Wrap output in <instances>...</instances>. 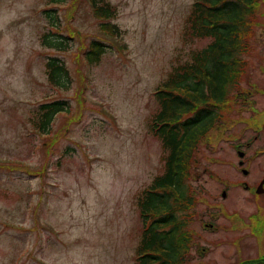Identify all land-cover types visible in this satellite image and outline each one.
<instances>
[{
	"label": "rangeland",
	"instance_id": "1",
	"mask_svg": "<svg viewBox=\"0 0 264 264\" xmlns=\"http://www.w3.org/2000/svg\"><path fill=\"white\" fill-rule=\"evenodd\" d=\"M45 1L0 0V264H135L142 228L137 197L163 169L161 141L150 131L158 107L153 93L176 63L209 39L183 35L194 0H104L116 8L114 37L99 28L87 0H77L59 8L63 31L79 32L71 49L59 52L41 43ZM92 39L106 48L89 65L79 46ZM248 43L244 72L228 90L226 117L194 152L188 181L196 201L188 223L193 237L184 264H226L264 253V242L243 238L252 205L239 184L258 182L264 155L244 175L233 149L255 135L254 146L263 143L256 130L262 117L245 119L253 106L237 102L239 91L251 90L254 107L264 106V0H257ZM49 55L65 63L66 88L48 81ZM53 99L69 103V112L52 121L54 140L32 127L36 107ZM222 203L241 218L222 212ZM205 223H217L220 231Z\"/></svg>",
	"mask_w": 264,
	"mask_h": 264
},
{
	"label": "trees",
	"instance_id": "2",
	"mask_svg": "<svg viewBox=\"0 0 264 264\" xmlns=\"http://www.w3.org/2000/svg\"><path fill=\"white\" fill-rule=\"evenodd\" d=\"M76 1H45L41 12L47 29L41 43L47 48L71 49L70 43L79 33L63 31L58 11L62 5L72 8ZM87 2L99 28L116 36L117 25L111 22L116 8L104 0ZM256 4L257 0H194L191 4L183 35L185 39L208 38L209 42L176 63L153 93L158 107L150 131L161 141L163 169L137 197L142 228L135 264H184L188 260L186 251L192 239L188 223L196 202L188 183L194 152L206 132L226 117L228 90L244 72L242 54L249 47ZM105 44L92 39L85 48L79 46L87 64L99 62ZM45 69L52 86L66 88L69 77L63 61L49 55ZM68 105L64 99L41 102L33 129L51 139L52 121L58 113H68Z\"/></svg>",
	"mask_w": 264,
	"mask_h": 264
},
{
	"label": "flooded vegetation",
	"instance_id": "3",
	"mask_svg": "<svg viewBox=\"0 0 264 264\" xmlns=\"http://www.w3.org/2000/svg\"><path fill=\"white\" fill-rule=\"evenodd\" d=\"M242 92H240L242 101L246 102V105L252 104L253 106L252 112H250V115H248V117L245 119L249 120L252 118H257L259 116L262 117L261 124L259 125L258 128H256L257 131L261 130L263 133V136L261 134L263 138L262 139L263 143L261 145L254 146V141L258 140V136L256 135L253 141H245V142L233 145V149L236 151L237 155L239 151H243L242 159L240 157H238L237 159V163L239 167L241 168V172L244 173V171H247L244 173V175H250L251 172H248L246 167L250 166V162H252V160L256 156L264 155V106L260 108H255L254 107L255 100L251 99L254 96L253 92L251 90H245ZM263 177H264V174L258 178L257 180L258 182L256 184L254 183L248 184L245 181L239 182V184H241L243 188L247 190V192H249V196H250L249 200L252 205V210L246 214V221H248L249 224L247 225L248 231H245V233H242V234H246L244 235L243 238L245 239V238L251 237L252 241L255 242L257 245L261 242H264V239H256V236L263 235L264 237V184H263V188H261L262 192H259V193L256 192V187ZM222 191H225V195L223 196L221 192V196H223L222 198H225L226 189H223ZM223 204H225V209H223L222 212H224L226 215L229 213L232 217L236 216L237 219L241 218L239 215V212H236L234 210H229L228 204L222 203V205ZM218 214H219V209H218V205L216 204L214 206V214L212 215L214 217L215 216L217 217L219 216ZM208 226H209L208 228H210V230L213 231L214 233H217L220 231L217 223H213V225L209 224ZM235 227H236V224H235ZM230 229H231V226H230ZM241 263L242 264H264V253H257L252 256L241 257V258H238L237 260L231 261L226 264H241Z\"/></svg>",
	"mask_w": 264,
	"mask_h": 264
},
{
	"label": "water",
	"instance_id": "4",
	"mask_svg": "<svg viewBox=\"0 0 264 264\" xmlns=\"http://www.w3.org/2000/svg\"><path fill=\"white\" fill-rule=\"evenodd\" d=\"M239 155L241 156L242 155V153L241 152H239ZM264 183V178L262 179V181L259 183V185H258V187H257V189H256V191L257 192H262V184ZM223 195H224V192H223Z\"/></svg>",
	"mask_w": 264,
	"mask_h": 264
}]
</instances>
